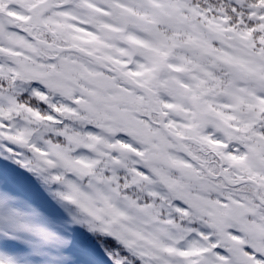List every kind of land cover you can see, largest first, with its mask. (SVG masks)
I'll return each mask as SVG.
<instances>
[{
    "label": "snow or ice",
    "instance_id": "6c2138e0",
    "mask_svg": "<svg viewBox=\"0 0 264 264\" xmlns=\"http://www.w3.org/2000/svg\"><path fill=\"white\" fill-rule=\"evenodd\" d=\"M0 264H264V0H0Z\"/></svg>",
    "mask_w": 264,
    "mask_h": 264
}]
</instances>
